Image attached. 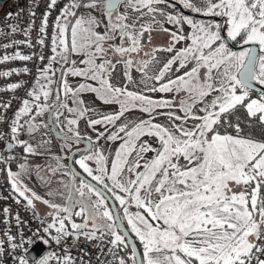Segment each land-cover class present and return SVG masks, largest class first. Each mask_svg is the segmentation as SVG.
<instances>
[{
	"label": "snow or ice",
	"instance_id": "obj_1",
	"mask_svg": "<svg viewBox=\"0 0 264 264\" xmlns=\"http://www.w3.org/2000/svg\"><path fill=\"white\" fill-rule=\"evenodd\" d=\"M4 23L0 200L38 226L0 208V264H264V0H28Z\"/></svg>",
	"mask_w": 264,
	"mask_h": 264
},
{
	"label": "built area",
	"instance_id": "obj_2",
	"mask_svg": "<svg viewBox=\"0 0 264 264\" xmlns=\"http://www.w3.org/2000/svg\"><path fill=\"white\" fill-rule=\"evenodd\" d=\"M27 6H28V0H0V28H4L5 27L4 18H5V15H6V13L8 11H12V12L15 13L19 8H25V9H27ZM42 11H43V5H41V7L37 9V15H38V17H39V15H40V13ZM53 15H55V14H53ZM13 19H15V18H13ZM21 19H22V26L23 25H26L28 23V20L26 18V13H25V16L22 17ZM38 23H39V19H37V24ZM33 37H35V32L33 33ZM16 38H22V37L21 36H17ZM0 42H2V41H0ZM24 51L25 52H28L29 50L28 49H24ZM45 51H46V54H47V50H45ZM11 66H23V65H22L21 62H15L12 65H5L4 67H11ZM28 66L30 68H33V65L31 63H29ZM32 75L33 76L35 75L34 68H33ZM22 78L23 79H26V80L27 79H30L27 76H24ZM17 79H18L17 77L13 76L12 78H10V80H0V85H3L5 83H7V82L15 81ZM0 95H3L5 97H7L8 93H4V94H0ZM18 95H23V92L18 93ZM15 107H16V105L13 104V108H15ZM4 182H5V178L3 176H0V183H4ZM6 187H7V185H6V183H4V188H6ZM0 191H3V195H5V196L8 195V192L6 190L0 189ZM6 205H11L12 208H13V212L19 211L21 217L23 219H25V220H27V221L30 222V227L32 229H36L37 228V226H38L37 223L32 221V214H31V212L26 211L21 206L15 205L11 199H9L8 201L0 200V208H2L3 206H6ZM0 219H2V218H0ZM0 227H3V225L0 224ZM25 231L27 232V229H25ZM40 236H44V233L43 232H40ZM37 242H40V241H37ZM53 249H55V245H51L49 247V246H45L43 244V250L41 251V253L36 258H39L43 254H45L47 251H51ZM90 251H92L93 254H94L96 250L95 249H90ZM74 254H75V250H74Z\"/></svg>",
	"mask_w": 264,
	"mask_h": 264
},
{
	"label": "rangeland",
	"instance_id": "obj_3",
	"mask_svg": "<svg viewBox=\"0 0 264 264\" xmlns=\"http://www.w3.org/2000/svg\"><path fill=\"white\" fill-rule=\"evenodd\" d=\"M187 30L188 29L186 28L185 31H187ZM162 39L163 38H158V40L156 42L157 43L162 42ZM84 99H85L86 103L90 104L94 100V97L91 96V95H86L84 97ZM96 103L99 104V102H96ZM101 107H103V106H101ZM105 110H110V109H105ZM132 115L138 116L140 114L139 113H133ZM159 122H163V120H161ZM80 131L82 133H87L88 132V130L86 129L85 124H84L83 121L80 124ZM101 144H103V141H101ZM74 148H75V146H74ZM51 151L53 153H56V154H59V152H60V150H59V142L54 137L52 138ZM31 159H32L33 163L44 164L46 162L43 157H35V158H31ZM64 163H67V160H65ZM26 182H28L29 187H32L38 194H40L41 196H44L45 198H49V197L46 196L47 191H49L50 189L59 188V185L56 183V178L55 177L53 178L51 185H49L47 187L42 186L37 181V179L35 178L34 175L30 178L29 181H26ZM54 202L63 203V201L60 200L58 197L54 198ZM36 209H37V211L39 212V214L42 217L45 216L50 211V209L47 206L43 205L40 202H36Z\"/></svg>",
	"mask_w": 264,
	"mask_h": 264
},
{
	"label": "water",
	"instance_id": "obj_4",
	"mask_svg": "<svg viewBox=\"0 0 264 264\" xmlns=\"http://www.w3.org/2000/svg\"><path fill=\"white\" fill-rule=\"evenodd\" d=\"M43 250V244L41 242H36L29 250L30 255L37 257Z\"/></svg>",
	"mask_w": 264,
	"mask_h": 264
},
{
	"label": "trees",
	"instance_id": "obj_5",
	"mask_svg": "<svg viewBox=\"0 0 264 264\" xmlns=\"http://www.w3.org/2000/svg\"><path fill=\"white\" fill-rule=\"evenodd\" d=\"M241 115H243V112H241ZM5 178V177H4Z\"/></svg>",
	"mask_w": 264,
	"mask_h": 264
}]
</instances>
